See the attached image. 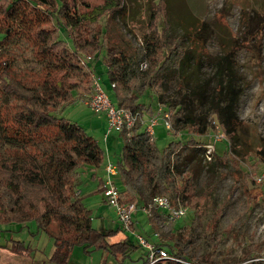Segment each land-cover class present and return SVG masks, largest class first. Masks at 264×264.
I'll list each match as a JSON object with an SVG mask.
<instances>
[{"label": "trees", "instance_id": "16d2710c", "mask_svg": "<svg viewBox=\"0 0 264 264\" xmlns=\"http://www.w3.org/2000/svg\"><path fill=\"white\" fill-rule=\"evenodd\" d=\"M122 1L91 4L86 0H0V34H4L1 35L4 46L0 49V94L11 97L9 103L0 105V229L7 230L13 225L21 230L33 224L53 238L51 258L56 264H67L74 246H82L85 251L90 246L103 247L107 253L122 258L135 248L128 239L110 244L106 236H112V232L104 234L92 227L91 209L82 201V173L89 170L90 180L97 181V190L102 192L103 178L97 177L96 170L104 166V152L93 136L62 114L67 105L83 101L90 82L93 85L94 74L87 61L103 49L101 31L96 26L101 18L115 14ZM160 3L150 4L151 18L157 14V7L161 9ZM51 21L55 24L50 25ZM61 31L66 37L59 38ZM167 34L166 21L161 31L153 26L151 36L144 41L143 61L147 66L139 71L133 66L136 59L117 47L106 48L102 59L110 84L106 93L116 107L142 111L145 104L139 103L143 95L139 87L150 86L164 68L184 58L179 41H173ZM21 39L31 45L32 55L41 65L40 72L31 79L22 80L9 74L7 48ZM225 60L221 57L220 65L217 63L218 76L209 98L203 81L179 85L178 102L165 103L166 108L174 107L169 116L172 128L166 134L184 130L204 136L211 125L207 120L210 112L228 136L225 157L230 172L247 177L240 168L244 159L239 135L242 121L236 112L240 89L235 86L231 65ZM118 135L125 138V143L113 163L117 174L133 189L130 195L119 183L123 202H135L140 207L151 197L161 195L172 200L181 197L193 209L208 204L211 214L204 235L208 248L196 262L214 264L212 259L221 244L217 229L222 206L212 203L214 185L198 190L195 164L198 157L199 161L203 159V144L193 138L183 143L171 141L158 153V164L154 165L152 154L158 152L154 139L148 141L144 132L139 131L128 139ZM180 151L182 167L170 158ZM255 157L264 163V138L260 139ZM52 224L57 226L56 231ZM152 230L159 231L158 245L169 255L190 261L182 251L191 240L189 228L163 232L152 223ZM251 248L252 243L243 251L244 264H254ZM9 249L16 254L27 251L23 242Z\"/></svg>", "mask_w": 264, "mask_h": 264}, {"label": "rangeland", "instance_id": "374dc122", "mask_svg": "<svg viewBox=\"0 0 264 264\" xmlns=\"http://www.w3.org/2000/svg\"><path fill=\"white\" fill-rule=\"evenodd\" d=\"M86 1L91 4L103 2ZM151 3L161 4V9L157 7L159 10L153 18ZM117 10L115 14L99 20L96 27L101 31L103 49L87 61L103 91L108 92L110 89L107 71L102 62L108 46L117 47L127 56L136 59L133 61L136 70L146 69L147 63L143 61L144 41L151 36L153 26L161 31L163 22L166 21L167 37L179 41L184 52V58L177 64L164 68L152 80L150 86L139 87V90L143 91L139 99L140 104H145L143 112L155 110L158 104L165 106L166 102L176 104L177 90L184 82L193 85L203 81L206 83V94L209 98L218 76L217 63L221 57L227 58L225 61L230 63L234 84L240 89L236 105L237 115L242 121L239 135L242 139L240 150L244 159L240 163V168L247 173V177L230 172L225 157L229 139L221 130L225 138L214 143L212 159L208 161L203 152V159L199 161L198 157L196 160L195 167L199 174L198 190L210 184L214 185L211 192L212 203L214 206H222L217 229V237L221 244L217 255L212 259L213 263L244 264L243 251L252 243L254 264H264V183L258 185L255 182L258 175L264 174V163H260L255 157L260 139L264 138V0H123ZM54 24L50 22V25ZM1 35L4 34H0L2 50L1 46H4V43ZM58 36L66 37V33L58 32ZM67 41L71 44L68 38ZM7 50L10 75L24 80L31 79L33 74L37 75L40 72L41 65L34 59L31 45L26 40H17L16 45L8 46ZM144 64L145 66L141 67ZM92 94L93 86L90 82L83 101L67 105L62 114L98 140L104 152V161L113 162L125 143V138L116 135L117 133L105 136L106 127L103 132L90 127L87 120L91 118V114L82 102L88 101ZM10 101L11 97L0 94V105ZM173 108L167 107L166 111L170 112ZM207 120L210 121L209 124L215 121L210 112L207 113ZM206 130L204 136H197L184 130L165 133L164 136L156 133L153 139L158 152L152 154L153 164H158V155L171 141L183 143L193 138L200 141L204 147L214 140L215 132L211 125ZM170 158L182 167L183 152L171 154ZM114 179L118 187L119 183H123V187L133 195L132 187L125 183L119 174ZM87 183L88 180L80 186L81 192H84ZM139 183L138 181V185ZM88 186L86 190L88 193L82 194V201L91 209L92 227L100 233L112 232V236H106V241L110 244L128 239L135 248L128 256L122 258L107 253L103 247L90 246L85 251L82 246H74L67 264H144L147 250L139 244L138 236L150 243L153 242L155 239L152 223L163 232L189 228L191 240L183 246L182 251L190 261H197L207 250V239L204 235L211 214L208 204L193 209L181 197L170 199L173 203L187 208L182 218L171 223L163 216H153L155 210L148 216L138 208L132 216L133 230L126 231L118 223L114 209L101 200L96 190L97 181L96 189L92 184ZM156 213L162 214L160 211ZM51 227L57 230L55 224ZM17 242H23L27 251L19 254L12 252L9 247L17 245ZM6 245L7 247H3ZM53 251V238L38 230L33 224L21 230H16L13 225L8 226L7 230L0 229V263L56 264L51 258Z\"/></svg>", "mask_w": 264, "mask_h": 264}, {"label": "built area", "instance_id": "2783aa9c", "mask_svg": "<svg viewBox=\"0 0 264 264\" xmlns=\"http://www.w3.org/2000/svg\"><path fill=\"white\" fill-rule=\"evenodd\" d=\"M144 66L145 64L141 67ZM92 86L93 94L85 104L91 112L105 118V136L109 133H117L124 135L128 139L136 129L144 128L143 132L145 136L148 141H151L156 134L157 127L161 126L165 131L171 130L172 126L169 120L170 112H168V110L166 111V106L158 104L157 108L148 114L147 119H145L143 110L131 111L129 109L116 107L110 100L108 94L100 88L95 76H93ZM212 123L211 127L215 130L213 133L214 140L204 146V156L208 161L212 159V153L215 150L214 143L225 138L219 126L215 122ZM104 173L105 177L102 182L101 194L105 202L114 209L118 223L126 231L133 230L134 225L132 216L138 208L145 214H148V216L153 210H159L163 212L168 223L175 222L182 218L187 212L185 206L177 205L168 197L161 195L151 197L140 207H138L135 202H123L120 189L116 185L114 179L117 175L115 163L108 161L105 164ZM255 182L258 185L264 183V174L258 175L255 178ZM153 238L155 240L150 243L138 236L139 244L147 250V258L144 264H157L161 261H175L178 264H200L196 261H185L169 255L164 248L158 245L160 240V234L158 232L153 233Z\"/></svg>", "mask_w": 264, "mask_h": 264}, {"label": "crops", "instance_id": "0c3cea01", "mask_svg": "<svg viewBox=\"0 0 264 264\" xmlns=\"http://www.w3.org/2000/svg\"><path fill=\"white\" fill-rule=\"evenodd\" d=\"M105 66V65H104ZM106 68V67H105ZM82 104H83V106L84 107H86L87 108V111L88 112H90V114H91V118H89V120H87L88 121V123H89V125H90V127L91 128H95V129H98V131H104L105 130V127H106V121H105V118L103 117V116H101V115H97V114H95V113H93V112H91L90 111V109L88 108V106L85 104V102L83 103L82 102ZM151 109V108H150ZM147 110V109H146ZM148 111V110H147ZM154 110H151L150 112H144V118L145 119H147V117H148V114H150L151 112H153ZM135 131H139V132H143V129L142 128H138V129H136ZM156 133H157V135H159V136H164L165 135V133H166V131L163 129V127H161V126H159V127H157L156 128ZM116 135H118V134H116ZM118 136H120V135H118ZM98 141V140H97ZM110 159V158H109ZM109 160H107L105 163H104V166L100 169V170H96V174H97V177H99L100 175V178L102 177V178H104L105 177V173H104V167H105V164L108 162ZM90 171H87V170H84L83 171V173H82V175H83V184L86 182V180H88V183H87V185H86V188H85V190H84V192H81V194H84V195H86V193H88L86 190H87V186L89 185V184H92V186H93V188L94 189H96V187H95V180H90V178H89V176H90ZM100 173V174H99ZM89 187V186H88ZM98 189V188H97ZM96 189V190H97ZM97 192H99V196H100V198H101V200L103 201V202H105V200H104V198H103V196H102V194H101V192L99 191V190H97ZM157 211H159V210H155V212L152 214L153 216H163L164 217V214H163V212H162V214L161 215H158L156 212ZM161 212V211H160ZM133 224H134V222H133Z\"/></svg>", "mask_w": 264, "mask_h": 264}]
</instances>
